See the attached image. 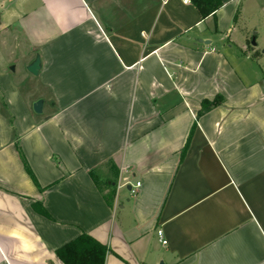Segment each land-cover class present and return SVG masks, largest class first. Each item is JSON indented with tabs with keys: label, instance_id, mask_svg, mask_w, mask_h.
Instances as JSON below:
<instances>
[{
	"label": "crops",
	"instance_id": "0c3cea01",
	"mask_svg": "<svg viewBox=\"0 0 264 264\" xmlns=\"http://www.w3.org/2000/svg\"><path fill=\"white\" fill-rule=\"evenodd\" d=\"M221 1L0 0V264H264V0Z\"/></svg>",
	"mask_w": 264,
	"mask_h": 264
},
{
	"label": "trees",
	"instance_id": "16d2710c",
	"mask_svg": "<svg viewBox=\"0 0 264 264\" xmlns=\"http://www.w3.org/2000/svg\"><path fill=\"white\" fill-rule=\"evenodd\" d=\"M189 1L197 9L203 20L213 15L223 7V2L221 0ZM237 17L238 13L235 16V20L237 19ZM222 104L223 98L221 96H217L213 101H203L201 104V109L198 112V117L210 112L211 110ZM21 158L23 160L27 172L32 177L33 181L37 184V181L33 173L31 172L25 158L22 155ZM35 209L37 210V212L49 218V215L43 210L41 205L35 206ZM106 254V247L101 245L95 239L86 234H82L77 239L64 245L56 251L58 259L63 264H104Z\"/></svg>",
	"mask_w": 264,
	"mask_h": 264
},
{
	"label": "water",
	"instance_id": "95a60500",
	"mask_svg": "<svg viewBox=\"0 0 264 264\" xmlns=\"http://www.w3.org/2000/svg\"><path fill=\"white\" fill-rule=\"evenodd\" d=\"M253 45H255V41L252 42ZM13 70V69H12ZM27 70L30 74L37 76L41 70V59L39 56H36L35 60L27 67ZM43 100H38L33 105V111L36 114H42L43 112Z\"/></svg>",
	"mask_w": 264,
	"mask_h": 264
},
{
	"label": "rangeland",
	"instance_id": "374dc122",
	"mask_svg": "<svg viewBox=\"0 0 264 264\" xmlns=\"http://www.w3.org/2000/svg\"><path fill=\"white\" fill-rule=\"evenodd\" d=\"M2 36H3V35L0 36V39H2ZM6 49H9V45H8L7 43H3V44L0 43V54H1V53H4V51H5ZM3 65H5L4 62H3L2 64H0V69L2 68ZM14 66H15V64L12 65L11 67H14ZM11 67H9V70L11 69ZM17 68H18V72L21 71V70H23L21 64H18Z\"/></svg>",
	"mask_w": 264,
	"mask_h": 264
},
{
	"label": "built area",
	"instance_id": "2783aa9c",
	"mask_svg": "<svg viewBox=\"0 0 264 264\" xmlns=\"http://www.w3.org/2000/svg\"><path fill=\"white\" fill-rule=\"evenodd\" d=\"M185 2H189V0H185ZM136 186L139 187L140 184L138 183ZM129 193H130L131 196H135L137 194V189L136 188L135 189H132L131 188V190H130ZM158 236H159L162 244L166 245L167 244V241L165 239H163V233H162V231H158Z\"/></svg>",
	"mask_w": 264,
	"mask_h": 264
}]
</instances>
